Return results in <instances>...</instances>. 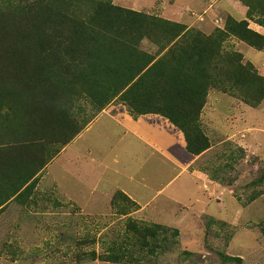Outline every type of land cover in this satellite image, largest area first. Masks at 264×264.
I'll list each match as a JSON object with an SVG mask.
<instances>
[{
  "label": "trees",
  "instance_id": "16d2710c",
  "mask_svg": "<svg viewBox=\"0 0 264 264\" xmlns=\"http://www.w3.org/2000/svg\"><path fill=\"white\" fill-rule=\"evenodd\" d=\"M237 1L247 7L244 19L226 15L222 27L180 40L183 23L112 0H0V214L9 202L31 203L45 166L115 98L134 118H168L188 152L208 150L199 115L209 90L234 74L257 75L248 61L245 73L242 53L225 43L235 37L264 49V34L250 27L264 28V0ZM144 40L157 49H143ZM228 63L234 74L223 70ZM110 198L124 225L102 242V252H80L77 261L145 264L149 254L177 243V227L135 219L129 214L139 206L121 191ZM262 210L264 233V203Z\"/></svg>",
  "mask_w": 264,
  "mask_h": 264
},
{
  "label": "rangeland",
  "instance_id": "374dc122",
  "mask_svg": "<svg viewBox=\"0 0 264 264\" xmlns=\"http://www.w3.org/2000/svg\"><path fill=\"white\" fill-rule=\"evenodd\" d=\"M134 1L136 5H129L135 10H144V5L155 10L163 8L159 2L149 3L154 0ZM208 1L215 9V13L212 9L208 12L216 17V20L212 18L213 24L217 25L220 19L223 24L225 16L229 15L227 11L239 20L245 18L247 7L240 1L227 0L229 4L225 7L222 6L225 0ZM198 15L197 12L193 17ZM215 27H208V32ZM250 27L254 29L257 25L250 22ZM259 28L258 32L264 34V28ZM225 44L242 53V69L248 61L257 75H244L242 72L243 78L236 79L235 65L226 64L223 70L233 72V79L217 82V87L209 90L199 115L201 129L211 146L196 164L198 162L215 171L214 175L219 180L212 179L207 173L209 193L201 189L200 182L195 183L196 189L184 197L185 200H188L187 197L192 199V195L197 197L200 192L207 195L203 206L208 205L197 216L203 214L197 222L170 219L175 221L173 226L179 231L177 243L160 252L162 254H149L148 259L144 258L145 264H264V233L258 224L263 218L264 203V49L257 50L235 37ZM142 48L149 52L157 49L146 40ZM244 71L248 73L247 69ZM95 138L89 136L88 140ZM62 157L65 158L66 154ZM57 169L55 173L59 178L66 175L71 179L65 186L71 185L73 176L63 173L58 164L54 170ZM105 174L106 177L111 176L109 170ZM40 179L30 204L19 206L16 202H9L7 210L0 215V264H129L98 259L80 262L76 259L80 252H102V242L110 241L124 225L126 216L115 213V206L110 203L111 196L99 202L98 210L91 203L90 209L85 211L80 205L72 203V199L61 196L54 183L51 185L49 180L41 182ZM184 179L181 176L171 182L165 193L178 187ZM259 189H262L261 196L245 203L249 195ZM92 196L98 197L97 193ZM83 198L86 200V196ZM160 208L173 213L181 210L179 206ZM196 210L197 207H194L188 211L192 214ZM129 215L148 222L135 211ZM232 257H239L240 260H231Z\"/></svg>",
  "mask_w": 264,
  "mask_h": 264
},
{
  "label": "crops",
  "instance_id": "0c3cea01",
  "mask_svg": "<svg viewBox=\"0 0 264 264\" xmlns=\"http://www.w3.org/2000/svg\"><path fill=\"white\" fill-rule=\"evenodd\" d=\"M112 1L126 8H130L129 4L136 5L134 0L131 3L128 0ZM155 1L163 8L157 6L159 10H155L144 5L142 11L157 13L186 25V31L180 40L197 31L209 34L208 27L223 25L221 19L217 25L212 23V18L216 20V17L208 13L212 9L208 0H154L149 3L154 4ZM180 2L182 4H179ZM227 4L229 2L225 0L222 6ZM201 10H204V14H201ZM197 12L199 15L193 17ZM212 12L215 13V9H212ZM227 12L231 15V12ZM208 20L213 25H210ZM259 27L257 25L254 29L259 31ZM89 136L96 138L90 141ZM203 153L194 155L188 152L183 132L165 116L145 113L134 118L125 105L115 98L61 149L45 166L39 178L41 177V182L49 180L51 185L54 183L60 195L72 199V203H76L78 207L80 205L81 210L88 211L91 203L95 204L98 210L99 202L116 191H121L139 206L135 213L140 218L175 227V221L170 219L197 222L203 212L200 216H197V213L208 205L203 206L207 195L201 193L200 189L197 197L192 195V199L187 197L188 200L184 197L196 189L197 182L201 183L202 190L209 193L210 179L205 171L196 166L197 159ZM63 154H66L65 158L62 157ZM56 164L63 173L73 176L71 185L65 186L66 182L71 181L66 175L59 178L58 173H55L58 172V169L54 170ZM106 170L111 172V176L106 177ZM181 176L185 178L182 183L165 193V188ZM95 193L97 198L92 196ZM160 206L169 209L179 206L181 210L173 213L172 210ZM194 207H197L196 212L189 214L188 210Z\"/></svg>",
  "mask_w": 264,
  "mask_h": 264
}]
</instances>
